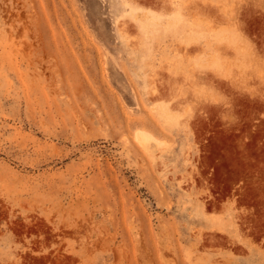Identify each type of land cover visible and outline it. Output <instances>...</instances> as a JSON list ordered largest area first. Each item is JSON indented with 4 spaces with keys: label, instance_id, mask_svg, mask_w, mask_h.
Returning <instances> with one entry per match:
<instances>
[{
    "label": "rangeland",
    "instance_id": "rangeland-1",
    "mask_svg": "<svg viewBox=\"0 0 264 264\" xmlns=\"http://www.w3.org/2000/svg\"><path fill=\"white\" fill-rule=\"evenodd\" d=\"M0 264H264V0H0Z\"/></svg>",
    "mask_w": 264,
    "mask_h": 264
},
{
    "label": "bare ground",
    "instance_id": "bare-ground-1",
    "mask_svg": "<svg viewBox=\"0 0 264 264\" xmlns=\"http://www.w3.org/2000/svg\"><path fill=\"white\" fill-rule=\"evenodd\" d=\"M143 135H144V134H143ZM143 135H142V136H143ZM143 137H145V136H143Z\"/></svg>",
    "mask_w": 264,
    "mask_h": 264
}]
</instances>
